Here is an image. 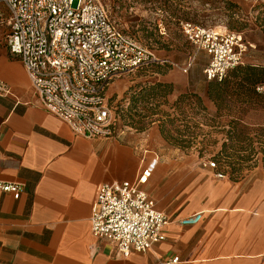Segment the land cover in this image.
<instances>
[{
    "label": "crops",
    "instance_id": "crops-1",
    "mask_svg": "<svg viewBox=\"0 0 264 264\" xmlns=\"http://www.w3.org/2000/svg\"><path fill=\"white\" fill-rule=\"evenodd\" d=\"M6 64L0 71L13 76L0 80L11 92L0 93V181L23 192H0V264H264V173L219 179L194 154L143 151L140 137L78 135L43 108L21 62ZM15 84L24 96L14 95ZM156 156L146 190L175 222L164 242L123 258L93 234L97 192L135 180ZM198 213L196 226L177 222Z\"/></svg>",
    "mask_w": 264,
    "mask_h": 264
},
{
    "label": "built area",
    "instance_id": "built-area-1",
    "mask_svg": "<svg viewBox=\"0 0 264 264\" xmlns=\"http://www.w3.org/2000/svg\"><path fill=\"white\" fill-rule=\"evenodd\" d=\"M2 6L9 14V53L21 61L43 108L78 135L111 138L117 122L107 96L111 85L122 76L160 65L158 55L126 34L100 0H0ZM181 32L208 55V82H222L244 65L248 46L241 34L191 22H182ZM0 93H11L4 82ZM158 162L156 156L135 180L106 184L97 192L93 234L123 258L145 254L164 242L165 228L175 222L146 190ZM207 166L218 169L216 162ZM215 175L226 177L222 172ZM0 192L19 199L23 186L0 181ZM201 221L200 213L177 220L185 227Z\"/></svg>",
    "mask_w": 264,
    "mask_h": 264
},
{
    "label": "rangeland",
    "instance_id": "rangeland-1",
    "mask_svg": "<svg viewBox=\"0 0 264 264\" xmlns=\"http://www.w3.org/2000/svg\"><path fill=\"white\" fill-rule=\"evenodd\" d=\"M100 1L126 34L161 60L111 85L107 96L117 119L112 137H140L143 151L159 156L194 154L202 164L216 162L218 172L234 181L264 173V83L256 89L260 97L248 96L244 72L233 70L218 105L213 82L204 74L209 57L181 32V23L191 22L239 33L248 46L239 68H264V0ZM9 32L2 6L0 64L21 62L9 53ZM2 72L0 80L7 83ZM11 91L16 97L27 92L16 84Z\"/></svg>",
    "mask_w": 264,
    "mask_h": 264
},
{
    "label": "trees",
    "instance_id": "trees-1",
    "mask_svg": "<svg viewBox=\"0 0 264 264\" xmlns=\"http://www.w3.org/2000/svg\"><path fill=\"white\" fill-rule=\"evenodd\" d=\"M241 67V66H240ZM245 74V82H246V91H244L248 96L251 95H257L260 97V95L257 94L256 89L258 88V85L264 83V68H256V67H246V68H236L234 70H241ZM230 73V72H229ZM228 73V74H229ZM227 77V76H226ZM225 77V78H226ZM227 81L225 79L222 82H217L212 84L214 86V98L216 100V103L218 105H221L224 100V96L227 93Z\"/></svg>",
    "mask_w": 264,
    "mask_h": 264
},
{
    "label": "bare ground",
    "instance_id": "bare-ground-1",
    "mask_svg": "<svg viewBox=\"0 0 264 264\" xmlns=\"http://www.w3.org/2000/svg\"><path fill=\"white\" fill-rule=\"evenodd\" d=\"M2 62L5 63V65H7V64H6V61H2ZM3 70H5V71H4V76H5V77L10 76V78H11V76H13V72H12L11 69L6 68V69H3Z\"/></svg>",
    "mask_w": 264,
    "mask_h": 264
}]
</instances>
